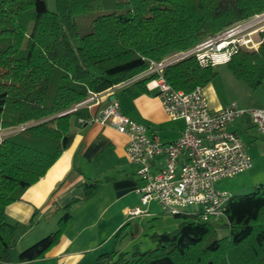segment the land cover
Here are the masks:
<instances>
[{
	"label": "trees",
	"instance_id": "obj_1",
	"mask_svg": "<svg viewBox=\"0 0 264 264\" xmlns=\"http://www.w3.org/2000/svg\"><path fill=\"white\" fill-rule=\"evenodd\" d=\"M0 0V129L15 128L0 139V262L25 264L45 257L72 220L74 198L63 207L58 227L18 250L17 225L6 209L46 174L72 144L73 108L91 92L147 70L151 61L194 47L234 23L264 11V0ZM101 11L92 30L81 34L76 16ZM258 48L239 47L227 66L252 90L264 81V31ZM78 40V44L75 42ZM218 74L191 54L164 67L166 81L186 92L206 86ZM157 73L129 86L147 92ZM99 181L85 183L86 198ZM179 225L149 234L154 246L134 251L112 249L97 264H264V182L233 194L227 220H200L199 214H174ZM227 226L229 233L218 234ZM127 224L119 228L115 242Z\"/></svg>",
	"mask_w": 264,
	"mask_h": 264
},
{
	"label": "crops",
	"instance_id": "obj_2",
	"mask_svg": "<svg viewBox=\"0 0 264 264\" xmlns=\"http://www.w3.org/2000/svg\"><path fill=\"white\" fill-rule=\"evenodd\" d=\"M217 71V76L203 87L211 108L220 109L230 102L239 107L264 104V95L260 93L264 81L252 90L231 70ZM128 88L109 95L102 93V101L89 111L92 113L115 98L125 114L148 126L150 134L157 133L164 141L181 135L184 121L169 118L156 90ZM251 127L254 126L248 115L230 125L240 131ZM71 128L72 144L44 176L25 190L21 199L6 209V220L17 225L15 247L22 250L55 231L63 207L79 198L71 206L72 220L59 242L44 258L25 264H97V257L112 249L132 252L136 246L141 250L151 248L150 233L172 230L179 225L180 221L163 213L156 201L142 204L137 189L144 181L136 165L128 159L126 134L110 124L81 123L77 116L72 117ZM95 181H99L95 193L86 198L84 184ZM153 203L157 207L150 206ZM135 207H140L142 212L130 215L129 209ZM125 224L123 236L115 242L117 231Z\"/></svg>",
	"mask_w": 264,
	"mask_h": 264
},
{
	"label": "built area",
	"instance_id": "obj_3",
	"mask_svg": "<svg viewBox=\"0 0 264 264\" xmlns=\"http://www.w3.org/2000/svg\"><path fill=\"white\" fill-rule=\"evenodd\" d=\"M261 31H264V11L234 23L190 49L176 51L160 61L152 60L147 70L120 80L103 92L109 95L157 73L146 85L149 90H156L170 119L184 121L182 133L175 140L164 141L159 134H150L148 126L125 114L115 98L90 112L89 117L78 118L81 123L113 125L128 136V159L136 165L137 173L144 181L137 189L142 204L156 201L166 214H177L185 207L196 205L200 207V220H227V205L233 193L218 188L216 182L253 166L242 131L232 129L230 125L248 115L255 129L264 136V104L239 107L230 102L220 109H213L203 86L188 92L175 89L166 81L163 69L191 54L203 65L227 63L239 47L258 48L263 38ZM256 33L260 35L259 39L254 38ZM102 96V93L91 92L73 110L79 106L90 110L102 101ZM141 212L140 207L129 209L130 215Z\"/></svg>",
	"mask_w": 264,
	"mask_h": 264
},
{
	"label": "rangeland",
	"instance_id": "obj_4",
	"mask_svg": "<svg viewBox=\"0 0 264 264\" xmlns=\"http://www.w3.org/2000/svg\"><path fill=\"white\" fill-rule=\"evenodd\" d=\"M47 5L50 10H56V1L55 0H46ZM101 11H93L88 13L78 14L76 16V21L79 25L81 34L86 33L92 30L93 25L92 20L99 14ZM255 39H259L260 35L258 33L254 34ZM78 44V40L75 42ZM227 65H218L216 69L226 70L230 72ZM260 93L264 95V84L260 88ZM262 105V104H261ZM74 120H76L74 118ZM15 128L10 129H0V139H2L8 133L14 131ZM242 135L245 141L248 144L249 152L253 159V166L250 170L239 173L232 177H224L219 179L216 182L218 188L226 189L231 191L233 194H245L253 191L254 186L260 182H264V136H262L254 127L249 129L245 128L242 130ZM152 207H157L156 204H151ZM200 210L199 206L192 205L183 208L182 212L187 214L198 213ZM172 218L178 219L175 215L169 214ZM180 221V219H178ZM216 223L224 222L223 220H214ZM153 233V232H152ZM229 233V228L227 226H222L218 228V234L220 236L227 235ZM151 234V233H150ZM44 237V236H43ZM154 246V243L151 247ZM28 247V246H27ZM147 249V248H146Z\"/></svg>",
	"mask_w": 264,
	"mask_h": 264
}]
</instances>
